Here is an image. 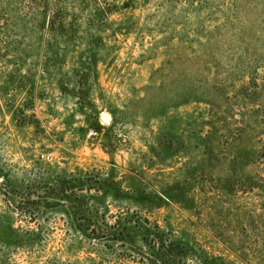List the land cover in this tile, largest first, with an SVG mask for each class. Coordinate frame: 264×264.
<instances>
[{
  "label": "rangeland",
  "instance_id": "374dc122",
  "mask_svg": "<svg viewBox=\"0 0 264 264\" xmlns=\"http://www.w3.org/2000/svg\"><path fill=\"white\" fill-rule=\"evenodd\" d=\"M0 264H264V0H0Z\"/></svg>",
  "mask_w": 264,
  "mask_h": 264
},
{
  "label": "trees",
  "instance_id": "16d2710c",
  "mask_svg": "<svg viewBox=\"0 0 264 264\" xmlns=\"http://www.w3.org/2000/svg\"><path fill=\"white\" fill-rule=\"evenodd\" d=\"M82 190H84V189H82ZM71 191H73V188L70 189V192H71ZM62 192H63L62 195L64 194V195H65V198H71V197L69 196L70 194H69V195L67 194V196H66L65 193H69V192H67L66 189H63ZM116 240H117V238H113V239H112V241H116Z\"/></svg>",
  "mask_w": 264,
  "mask_h": 264
},
{
  "label": "water",
  "instance_id": "95a60500",
  "mask_svg": "<svg viewBox=\"0 0 264 264\" xmlns=\"http://www.w3.org/2000/svg\"><path fill=\"white\" fill-rule=\"evenodd\" d=\"M101 120H102L105 124L110 125V122H109V120H108V118H107V116H106L105 114H103V115L101 116Z\"/></svg>",
  "mask_w": 264,
  "mask_h": 264
}]
</instances>
